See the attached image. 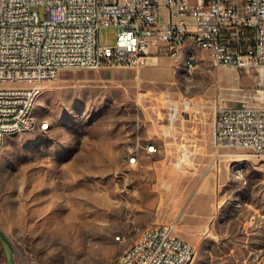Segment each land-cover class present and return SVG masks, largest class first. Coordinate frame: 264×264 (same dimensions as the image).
Masks as SVG:
<instances>
[{
  "label": "rangeland",
  "instance_id": "obj_1",
  "mask_svg": "<svg viewBox=\"0 0 264 264\" xmlns=\"http://www.w3.org/2000/svg\"><path fill=\"white\" fill-rule=\"evenodd\" d=\"M116 33L103 27L100 42ZM200 55L192 72L162 50L140 68L64 69L41 83L34 112L48 129L0 147V264H108L171 221L195 246L192 264H264V162L218 151L212 136L216 107H264V83ZM150 145L169 159H142Z\"/></svg>",
  "mask_w": 264,
  "mask_h": 264
},
{
  "label": "built area",
  "instance_id": "obj_2",
  "mask_svg": "<svg viewBox=\"0 0 264 264\" xmlns=\"http://www.w3.org/2000/svg\"><path fill=\"white\" fill-rule=\"evenodd\" d=\"M111 26L114 44L101 43L100 30ZM188 40L203 43L213 69L264 75V0H0V147L4 129L31 127L30 102L62 70L140 68L162 50L176 59ZM168 103L173 124L179 109ZM212 136L218 151L249 149L264 162V107L217 106ZM194 257L171 221L141 229L108 264H192Z\"/></svg>",
  "mask_w": 264,
  "mask_h": 264
},
{
  "label": "bare ground",
  "instance_id": "obj_3",
  "mask_svg": "<svg viewBox=\"0 0 264 264\" xmlns=\"http://www.w3.org/2000/svg\"><path fill=\"white\" fill-rule=\"evenodd\" d=\"M204 51V47H203V43H201L199 40H188V43L182 44L180 46V51L179 53H177V58H184V62H185V66L186 68H188V63L191 62L193 60V67L195 68L200 60H201V56L200 53ZM195 53V55H194ZM261 81L262 84L264 83V75H261ZM264 85V84H263ZM42 91H38V96H37V100L39 98V96L41 95ZM260 92H264V89H260ZM37 101H31L29 104V121H30V126L31 127H13L12 129H4L3 130V135H2V144L5 142V140L7 139V137L9 135H13V134H17L20 132H25V131H30V130H35L33 129V127H38L39 126V122L38 119L35 115V104ZM43 124V129H48V124L47 123H41ZM222 155V154H219ZM127 156L131 157V159H136V156L134 155L132 149H128L127 151Z\"/></svg>",
  "mask_w": 264,
  "mask_h": 264
},
{
  "label": "crops",
  "instance_id": "obj_4",
  "mask_svg": "<svg viewBox=\"0 0 264 264\" xmlns=\"http://www.w3.org/2000/svg\"><path fill=\"white\" fill-rule=\"evenodd\" d=\"M155 57H157V55H152V56H150V58H155ZM129 146H131V145H129ZM151 146V145H150ZM154 146V150H152V151H150L151 153H147L146 155H145V157H143L142 159H169V156H167V155H165L164 154V151L160 148V147H158V146H156V145H153ZM128 147V146H127ZM127 147L125 148V151H126V149H127ZM125 151H124V153H123V156H124V158H125ZM137 153V152H136ZM95 155V154H94ZM138 162V153H137V161H136V163ZM135 164V163H134ZM191 243V242H190Z\"/></svg>",
  "mask_w": 264,
  "mask_h": 264
}]
</instances>
